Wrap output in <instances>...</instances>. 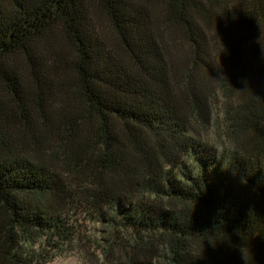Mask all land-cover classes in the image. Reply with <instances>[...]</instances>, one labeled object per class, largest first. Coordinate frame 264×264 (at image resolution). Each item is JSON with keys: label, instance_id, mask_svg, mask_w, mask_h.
Here are the masks:
<instances>
[{"label": "trees", "instance_id": "16d2710c", "mask_svg": "<svg viewBox=\"0 0 264 264\" xmlns=\"http://www.w3.org/2000/svg\"><path fill=\"white\" fill-rule=\"evenodd\" d=\"M261 52L264 0H0V264H264Z\"/></svg>", "mask_w": 264, "mask_h": 264}, {"label": "rangeland", "instance_id": "374dc122", "mask_svg": "<svg viewBox=\"0 0 264 264\" xmlns=\"http://www.w3.org/2000/svg\"><path fill=\"white\" fill-rule=\"evenodd\" d=\"M216 111L218 112V108H216ZM208 135V138L212 142H217V135L215 129H212L211 132H208ZM203 137L204 139L206 138L204 135ZM218 144L221 145V142H219ZM99 230L101 229H99L98 226H95V230L92 235H94L96 238H101L103 234L99 232ZM63 251V254H61L60 257L56 258L50 264H96L94 261L95 259L93 260L92 257L87 256L83 251H81V249L68 246ZM92 254L96 255V250L92 252Z\"/></svg>", "mask_w": 264, "mask_h": 264}, {"label": "clouds", "instance_id": "9594fccd", "mask_svg": "<svg viewBox=\"0 0 264 264\" xmlns=\"http://www.w3.org/2000/svg\"><path fill=\"white\" fill-rule=\"evenodd\" d=\"M262 53V57H264V52H261Z\"/></svg>", "mask_w": 264, "mask_h": 264}]
</instances>
